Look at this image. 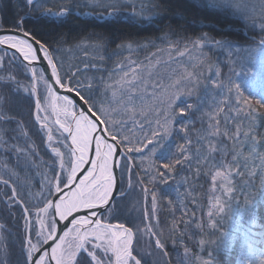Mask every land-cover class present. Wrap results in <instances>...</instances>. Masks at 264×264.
<instances>
[{
  "label": "snow or ice",
  "instance_id": "snow-or-ice-1",
  "mask_svg": "<svg viewBox=\"0 0 264 264\" xmlns=\"http://www.w3.org/2000/svg\"><path fill=\"white\" fill-rule=\"evenodd\" d=\"M47 2L24 0L31 9L26 15L35 13L53 23L76 16L137 27L155 23L161 15L159 0H147V5L141 0L139 11L137 0H71L46 7ZM195 6L239 15L242 31L259 29V42L246 41V48L230 33H219L218 39L209 32L173 42L169 35L175 29L167 25L163 37L118 43L111 56L129 55L110 71L106 61L111 57L105 52L116 40L113 35L92 34L96 42L81 45L84 59L70 64L62 54L63 36L54 46L26 29L24 19L14 30L0 28V158L11 153L18 163L32 166L39 158L44 166L39 191L26 195L24 186H16L0 196V215L18 214L11 244L4 243L3 235L11 230L0 223V264H149L142 237L162 234L152 233L145 221L156 216L163 188L171 185L179 192L188 183L187 177L177 179L181 174L193 166L194 175L207 169L215 200L210 218L224 212L215 193H232L233 180L242 173L245 186L254 188V177L264 186V66L262 91L252 92L257 83L254 57L264 53V16L257 21L235 0H196ZM176 15L179 27L207 25V17L197 20L186 10ZM141 52L146 53L143 60L132 58ZM216 52H223L225 60L213 59ZM241 74L251 82L247 89L241 87ZM250 159L260 161L259 172ZM6 175H0L5 188L15 173ZM137 186L143 204L133 205L138 215L130 218L131 226L111 223L124 214V202ZM166 245L167 239L155 240L160 252L152 264H167ZM13 246H18L15 260L9 250ZM201 264L217 261L212 257Z\"/></svg>",
  "mask_w": 264,
  "mask_h": 264
},
{
  "label": "trees",
  "instance_id": "trees-1",
  "mask_svg": "<svg viewBox=\"0 0 264 264\" xmlns=\"http://www.w3.org/2000/svg\"><path fill=\"white\" fill-rule=\"evenodd\" d=\"M2 2L0 27L14 28L15 23H19L21 19H24L26 29L45 36L54 46H56L54 42L63 36L64 42L61 46L64 52L84 42H96L92 37L94 33L113 35L116 40L110 44L105 52L106 56L111 57L106 61V67L110 71L115 63L129 55L127 54L128 52H124L122 56H111V52L116 49L118 43L127 42L129 39H137L144 42L145 37H163L167 32V25H172L173 29H175L174 34L169 35V39L173 42L182 40L185 37L194 38L195 35L202 32L214 34L218 39L220 38L219 33H230L232 39L247 48L250 45L246 41H251L252 37H261L258 28L242 31L240 28L241 17L239 15L223 14L209 9L198 8L195 6L196 0H159L161 15L155 19V23L142 27L125 22L105 24L104 21L94 22L87 18H77L76 16L65 18L64 23H53L44 18L37 19V14L35 13L26 15L31 9L30 7H25L24 0H2ZM239 3L238 6L242 9H247L249 14L257 18V21L264 16V7H261L264 4V0H239ZM53 4H67V0H48L46 7H51ZM54 10L58 11L59 9L56 8ZM178 10H186L197 20L207 17V25L189 23L179 27L182 21L176 15ZM145 14L148 15L149 13ZM157 45L165 46L161 45L160 41H157ZM155 50V48L151 49L153 52ZM79 54L81 55V52ZM145 55V52L136 54V56H139L138 59L142 60ZM163 55H167L166 52ZM166 57L165 59H167ZM76 58L78 59H76L75 64H79L81 58L80 56ZM213 59L224 61L225 54L216 52ZM247 63L252 66L253 61L249 60ZM254 63L257 83L252 86V92L258 94L262 91L259 86V80L261 77L260 69L264 66V53H256ZM236 70L239 71L238 66ZM223 71L227 72V68H223ZM104 75L107 77V72ZM233 79L236 80L237 78L234 76ZM238 79L242 89H247L251 86V82L246 80L243 74ZM261 131L264 132V128ZM175 142V138H173V143ZM193 144L195 145V136H193ZM227 144L230 145L231 141H227ZM206 147L207 144L205 143V149ZM41 155L44 156L45 160L49 158L43 152ZM247 155L248 153L245 152V156ZM7 159L10 166L18 168L15 167L17 172H19L18 174H20L19 178L23 176L25 179L31 176V169L33 171L34 167L38 168L41 164L39 158H34L36 164L34 167L30 164L18 163L15 156L11 153L7 154ZM228 159L230 160V157ZM248 163L255 167L257 172L260 171L259 160L253 161L250 159ZM248 170L251 171L252 168L250 167ZM196 171L195 166H193L192 172H185L177 177V179L187 177L188 180L187 184H183L180 187L179 192L172 191L171 185L167 188L162 186L164 195L159 197V218L148 221L153 226V233H158L155 229L157 223L159 226L162 225L163 231L166 232V249L171 264H201L202 260H208L212 257L216 259L217 264H238V262L246 259L248 260L245 261V264H264V255H261L263 248L259 252L254 249V251H251V255L250 253L248 256L242 255L245 239L253 242L259 248L264 247V186L261 185L260 179L258 177L253 178V183L255 184L253 188L245 186L247 178L242 179L243 173L241 176H237L233 180V185L235 186L233 192L230 194L229 199L224 200V212L210 218L208 215L210 210L206 207L213 197L211 176L207 174V169L199 175H194ZM10 183L7 187L9 193L12 187L20 186L15 176L12 177ZM18 190H20L19 187ZM25 194L27 195L26 191ZM169 200L172 202L169 203ZM213 212L215 213V209ZM16 216L15 214L8 217L2 216V219L8 221L14 227ZM125 218H128L126 212L118 219L112 220L111 223L124 222L130 226ZM19 223L22 224L23 222L19 221ZM211 224H216V227L212 228ZM197 225L201 227H197ZM10 237L12 241L13 234ZM202 239L215 241V244L202 246L199 243ZM209 253L212 254V257L209 256Z\"/></svg>",
  "mask_w": 264,
  "mask_h": 264
},
{
  "label": "rangeland",
  "instance_id": "rangeland-1",
  "mask_svg": "<svg viewBox=\"0 0 264 264\" xmlns=\"http://www.w3.org/2000/svg\"><path fill=\"white\" fill-rule=\"evenodd\" d=\"M70 2H71V0H67V4L70 3ZM140 2H141V0H137V8L135 9L136 11L140 10V8H139ZM143 2L145 4H147V0H143ZM235 2H236L237 5L240 4L239 0H235ZM2 6H3V2H2V0H0V18L2 16ZM83 10L85 12L91 11L90 8H85ZM55 11H57V10H55ZM252 40L257 41L256 43H258L260 38L259 37H255V38L252 37L251 41ZM83 44H86V42H84ZM83 44H80V45L78 44L77 46H74V47H71L70 49H67L68 50L67 52H63L62 53L64 55L67 63L75 64L76 61H77L76 59H78L76 57H79V56H80L81 60L84 59V51H83V48L81 47V45H83ZM181 50H183L182 46H181ZM79 52H81V55L79 54ZM166 54H167V52H166ZM133 55H135V56H132V58H134V59L139 57V56H136V54H133ZM167 55H163V58L165 59V56H167ZM185 60H187V57H185ZM52 119H55V117L53 116ZM5 164H7V166H8L7 169L4 167ZM15 167L16 166H10V163L8 162L7 157L6 158H0V175H3L4 178H8L6 173H8L9 171L13 172V173H15L14 176L17 177V179H18V183L20 184V186H24L26 192H28L29 190L32 191V192L39 191L40 181H41V177H40L39 173L43 172L44 166L42 164H40L38 166V168L32 166L34 168H33V171L31 169V176L30 177H26V179L23 176H22V178H19L20 174H18L19 172H17L18 168L16 167L17 168L16 169ZM212 187H213V182H212ZM5 191L9 192L8 189L3 186V184H0V196H3V193ZM230 194H224V193H221V192H216L215 193L216 196L220 197L221 202L223 204V207H224V200L225 199H229ZM5 199H6V197H5ZM137 201H140L141 204H143V197H142V194H141V190H140V188L138 186L135 187L132 190V192L130 193L129 197L124 202V209H125V212L128 214V218H125V219L130 224V226H131L130 218H134V217H136L138 215V213L133 209V205H135ZM213 203H215V200L212 197L211 202L207 204L206 208L208 210L213 211L214 209H212V207H211V205ZM158 205H159V198H158ZM129 210H131V211H129ZM15 215H18V214H15ZM2 216L8 217V215H0V223H3L5 225L6 229H10L11 230L10 232H4L3 233V235L7 237V239L4 241V243L5 244H11L12 241L10 239L11 238L10 235L15 232V228L8 221H4L2 219L3 218ZM157 218H159L158 217V207H157L156 216L153 219H157ZM136 222H138V221H136ZM145 224H149V222L145 221ZM126 226H128V225H126ZM155 229H156V231H158L159 234H162V235H160V237L159 236H155L154 234H148V235H144L142 237V240H141V244L144 246V250L148 253L147 259L149 261V264H152V260L154 258L155 259H159L160 250L155 248V240L157 238L167 239L166 236H165L166 232L163 231L162 225L159 226V224L157 223L155 225ZM134 231H135V229H134ZM141 231L142 232L144 231V225H141ZM152 233H153V231H152ZM134 244H135V237H134ZM261 248H263V252H264V247H260L259 248L258 246L254 245L253 242L247 241V239H245V245L243 247L242 255L243 256H248L249 253L251 255V251H254V249H255L257 252H259L261 250ZM9 250L11 252V258L13 260H15L16 255H17L18 246H13ZM0 251H2V248H0ZM166 252H167V249H166ZM164 259L167 261V264H171V262L169 260L168 253L164 257ZM246 260H248V259H246ZM246 260L238 262V264H245Z\"/></svg>",
  "mask_w": 264,
  "mask_h": 264
},
{
  "label": "water",
  "instance_id": "water-1",
  "mask_svg": "<svg viewBox=\"0 0 264 264\" xmlns=\"http://www.w3.org/2000/svg\"><path fill=\"white\" fill-rule=\"evenodd\" d=\"M0 28H7V27H0ZM9 31H11V30H14V28H7ZM113 224H117V222H115V223H113ZM126 226V225H125Z\"/></svg>",
  "mask_w": 264,
  "mask_h": 264
},
{
  "label": "bare ground",
  "instance_id": "bare-ground-1",
  "mask_svg": "<svg viewBox=\"0 0 264 264\" xmlns=\"http://www.w3.org/2000/svg\"><path fill=\"white\" fill-rule=\"evenodd\" d=\"M8 28V27H7ZM10 28V27H9Z\"/></svg>",
  "mask_w": 264,
  "mask_h": 264
}]
</instances>
